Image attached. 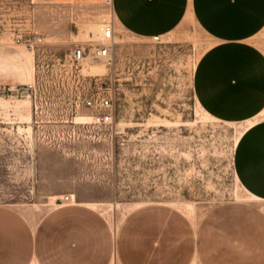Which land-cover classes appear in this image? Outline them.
I'll return each mask as SVG.
<instances>
[{
    "label": "rangeland",
    "instance_id": "obj_1",
    "mask_svg": "<svg viewBox=\"0 0 264 264\" xmlns=\"http://www.w3.org/2000/svg\"><path fill=\"white\" fill-rule=\"evenodd\" d=\"M103 25L113 30L110 64H71V50L97 44ZM32 34L44 39L33 51L15 41ZM252 41L264 51V28ZM212 44L190 16L157 39L140 38L114 23L103 0H0V204L36 220L71 194L112 223L152 204L192 226L225 203L264 210L234 174L242 125L210 116L194 96L196 63ZM32 80L36 117L30 100L9 101L3 90ZM98 91L112 99L107 127L92 125L81 102Z\"/></svg>",
    "mask_w": 264,
    "mask_h": 264
},
{
    "label": "crops",
    "instance_id": "obj_2",
    "mask_svg": "<svg viewBox=\"0 0 264 264\" xmlns=\"http://www.w3.org/2000/svg\"><path fill=\"white\" fill-rule=\"evenodd\" d=\"M97 4L101 0H48ZM114 23L153 38L187 16L213 44L199 57L193 89L212 117L240 123L235 177L264 200V0H112ZM33 220L0 204V264H264V210L241 201L216 206L192 226L172 208L145 204L112 223L89 202L58 204Z\"/></svg>",
    "mask_w": 264,
    "mask_h": 264
},
{
    "label": "built area",
    "instance_id": "obj_3",
    "mask_svg": "<svg viewBox=\"0 0 264 264\" xmlns=\"http://www.w3.org/2000/svg\"><path fill=\"white\" fill-rule=\"evenodd\" d=\"M105 3L110 4L112 0H103ZM101 40L90 47L84 45L76 46L71 50L68 61L71 64H79L85 59L91 61L102 62L105 65L110 64V52L112 48L113 30L110 25H103L100 28ZM158 36H154L153 39H157ZM15 41L23 44L29 50H35L38 46L43 44V37L38 34H32L27 36H17ZM38 83L32 80L28 83L8 85L4 87V91L7 92L9 101L16 99H28L33 104V115L37 116V104L36 93ZM1 91V90H0ZM84 107L90 110L88 118L90 123L97 127H107L112 125L113 112H112V99L104 92H95L86 95L81 100ZM58 204H71L74 203V198L71 194L63 195L57 200Z\"/></svg>",
    "mask_w": 264,
    "mask_h": 264
}]
</instances>
